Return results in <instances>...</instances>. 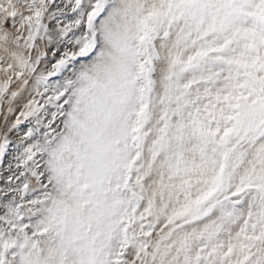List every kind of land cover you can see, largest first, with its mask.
<instances>
[{
	"label": "snow or ice",
	"instance_id": "snow-or-ice-1",
	"mask_svg": "<svg viewBox=\"0 0 264 264\" xmlns=\"http://www.w3.org/2000/svg\"><path fill=\"white\" fill-rule=\"evenodd\" d=\"M0 264H264V0H0Z\"/></svg>",
	"mask_w": 264,
	"mask_h": 264
}]
</instances>
